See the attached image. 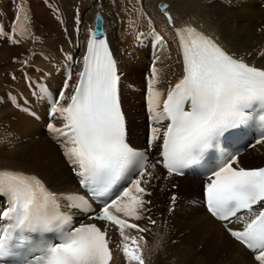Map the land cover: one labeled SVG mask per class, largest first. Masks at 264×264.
Returning a JSON list of instances; mask_svg holds the SVG:
<instances>
[{
  "label": "snow or ice",
  "instance_id": "6c2138e0",
  "mask_svg": "<svg viewBox=\"0 0 264 264\" xmlns=\"http://www.w3.org/2000/svg\"><path fill=\"white\" fill-rule=\"evenodd\" d=\"M162 7L172 22L169 5ZM97 33L103 34L102 26L88 41L71 96L65 95L69 73L58 99L52 100L50 113L59 116L62 126L50 123L48 128L79 184L101 199L99 212L89 220L118 230L127 264H145L144 236L129 234V230L147 231L131 222L142 219L150 203L144 199L150 195L144 185L151 183L157 165L171 177L201 162L211 163L209 150L218 149L226 133L249 121L259 122L256 143H264V67L249 64L191 25L180 26L176 35L182 77L162 91L153 65L147 82L146 106L153 125L150 140L159 146V159L149 165L126 138L117 60L107 40L97 38ZM155 38L163 43L158 33ZM132 169H136L135 179L116 195L113 187ZM207 171V211L223 222L235 241L253 252L255 264H264V167H241L236 154L222 152ZM0 197L7 199L6 206L0 205V264H111L108 227L95 222L77 226L64 210L67 203L94 212L84 197L58 194L37 175L8 168H0ZM44 233H52L53 239L37 242L34 234Z\"/></svg>",
  "mask_w": 264,
  "mask_h": 264
},
{
  "label": "bare ground",
  "instance_id": "6f19581e",
  "mask_svg": "<svg viewBox=\"0 0 264 264\" xmlns=\"http://www.w3.org/2000/svg\"><path fill=\"white\" fill-rule=\"evenodd\" d=\"M168 1H170V4L165 3ZM168 1H143V9L148 16L145 26L131 21V19L128 17L124 19H114V17H112L113 22L110 24L108 17L109 14L107 16V13L101 7L97 9V7L100 5V1L98 0L97 2H94V6H92V8L86 12V16H89L90 20L88 21V25L84 28V31L80 32L82 37L79 39V51L75 48H72L71 50L75 60L73 65L74 72L71 75V80H68L69 88L65 93L66 97H70L73 90L80 68V61L84 50L85 41L89 34V30L92 28L93 14L98 11L103 20V33L107 36V40L113 51V56L117 60L118 70L121 73L123 80L124 86L121 88L120 94L122 106L124 112L126 113L129 139L136 144H140L139 141L142 140L138 139V137H136L137 140L132 139L131 132L136 127L139 129L140 135L143 136V129L141 128L139 119L141 118L140 114L144 115V113L142 112L140 100H138L137 104L135 103V101L139 99V95L137 92L132 91V88H143L144 82L143 75H137V73H133V67L130 64H132L133 61V64L141 63L147 64L148 66V63L151 62L152 67L155 65V67L158 69L160 79L158 87L162 91L166 92L169 86L181 76L180 59L174 40L175 37L173 36V29L175 27H178L181 24H192L213 36L231 53L243 57L248 61L256 62L259 66L264 67V28H262L264 24V7L259 6L258 1ZM260 1L262 0H259V2ZM159 3H161V5H159ZM164 4L169 5L168 12L173 17V21L171 22L170 26L167 25L168 19L164 15V9L162 7ZM102 6L104 7L103 4ZM8 9L9 8L7 6L6 10ZM33 11L35 16L43 20L47 25V22L45 21L47 13L45 15H41V13L35 8ZM1 15L0 19L2 18ZM5 15L8 17L10 16L8 11L5 12ZM0 25H4L3 20H0ZM138 31L141 32L136 34ZM229 32H231L232 35H230ZM124 33L125 36H122ZM156 33L163 37L165 44L157 42L155 38ZM9 35L10 31L7 28H0V45L10 44L8 40H6V37L9 38ZM139 38H142L141 43H139L137 40ZM232 39H238L239 43L233 44ZM2 47V49H0V53H4L8 49V46ZM74 47L77 48L78 44ZM150 49L153 50L152 56L155 58L153 61H151V57L148 58V55L151 56L149 54ZM16 51L19 53L22 51V48L17 47ZM49 54L52 55L51 58H48ZM124 54H129V56L126 57ZM42 60L48 61V64H40V68H42V70L41 72L39 71L40 75L37 78H42L43 82L48 83V85L55 89V91H52V99L58 94V90L65 75V70L69 64L65 54L63 57H58L56 55V51L53 50L51 46L49 49H45L44 52H40L39 55H35L33 58V61L37 63H40ZM57 62H59V64L56 65ZM147 66L144 78L149 79L151 77L152 68L150 72H148ZM32 70L36 71L37 69L33 67ZM28 76H30V73L29 75L25 74L23 77H21L24 84L21 85V87L18 89V92L13 93L6 91L4 94L0 93V105L3 109V111H0V131L18 132L21 135L18 140H22L24 144V147L16 146L15 149L13 147V150H10V148L7 150L0 145V168H12L35 173L39 175L44 180V182L57 193L72 191L75 188L76 179L72 176L69 169H67L66 163L63 160L65 159L67 161V159L63 155L61 144L57 141L56 135L52 133L49 128V135H40L42 131V125L46 124L44 121V116L41 115L39 120L30 115L22 116L24 119H26V122L23 123V129H17L13 127L16 126L17 123H10L9 119H3L6 116L9 117L8 114L14 113L15 111L10 102L11 95L15 97V102L17 100V96H19L22 101L21 103L30 104V106L36 109L40 108L41 111L44 112L48 101L44 98L40 90L38 91L29 82H26ZM62 89L63 86L61 90ZM124 100L127 101V105L124 103ZM129 102L133 103V105H131ZM64 103H66V101ZM30 106L24 107L25 110L31 111ZM19 107L22 106L19 105ZM32 113L34 114V111H32ZM18 122L21 123L22 121ZM50 123L55 124L57 127H61L62 125L58 115L55 118L52 117L49 121V124ZM49 124H47V126ZM30 134L34 135L35 138L30 139ZM255 149H257L256 151H261L264 154V143L256 144ZM252 153L253 150L248 148L245 149L241 155L237 156L238 161L243 164L252 157ZM5 157H8L6 161L3 160ZM261 163H264V157H260L259 160L250 161L249 164L244 165L256 167ZM155 174L158 177V180L149 184L155 183L163 187V190L160 191L159 196L162 200L160 205L163 204L164 214H178L188 219L190 229L194 233L195 237L200 240L201 251L206 256L203 258H217L221 264H255V262L251 259V255L246 252L238 243L234 242L228 237L229 235L224 232L219 222L211 219L203 211L200 205H198V208H193L197 207L195 204H198V199L200 197V193L196 188L198 184L197 179L192 177H177L174 179L176 182H178V184L175 183L177 187L175 189H170V179L173 178L169 177L161 170H157ZM189 180L194 181V185L191 188H188L187 186ZM152 201L150 204H146L145 206L146 211H144V215L146 216V219L134 220L135 223H140V225L143 228H146L147 231L144 233H138L135 230H129V234L144 236L146 241V244L144 245L145 264H161V243L157 234L152 230L150 221L153 211H156L160 205L155 208V203ZM172 201L173 209L168 211L167 209L170 206V202ZM109 232H111L110 234H112L111 236H114L115 240L118 238V244L120 245L118 230L115 228L114 232L112 230ZM117 248L118 247L116 245V252L123 256L120 247L118 249ZM234 249H236L235 252L233 251ZM221 255H223L224 258L220 257ZM226 255L228 256L226 257ZM200 263L202 262L200 261ZM111 264L125 263L119 255H114ZM163 264H169V262H164ZM171 264L192 263L189 260H186L183 263L172 262Z\"/></svg>",
  "mask_w": 264,
  "mask_h": 264
},
{
  "label": "rangeland",
  "instance_id": "374dc122",
  "mask_svg": "<svg viewBox=\"0 0 264 264\" xmlns=\"http://www.w3.org/2000/svg\"><path fill=\"white\" fill-rule=\"evenodd\" d=\"M97 1L98 0H60V2H58L61 9L63 8L67 13V15H66L67 20H68L66 22V23H68V27L66 30L67 34L65 36H63V34H61L60 31L58 30V28L55 27V24H53V21L49 17L50 14L48 13V11L46 9H44V7H42V4L39 3L38 0H0V12H5L7 6L9 8L8 10H14L15 5L18 7L19 22L23 26L22 31L24 34L23 37H20L18 39L17 43H10L9 45H6V44L0 45V49L4 48L2 46H8V49L4 53H0V91L17 90L16 92H18V89L21 87V85L24 84V82H22L23 79H21V77H23L22 73L27 72L26 74H28V75H29V73L31 75L32 74L35 75L38 73V71L41 72V70H42V68H40L41 67L40 64H43V65L48 64V61H46V62L41 61L40 63L33 61V58L35 57L36 54H34V53L33 54H26L25 52L31 53L32 51H34L37 48H39V50L49 49L50 46L53 48V50H56V52L59 51L60 53H62L64 51H66L63 49V48H68V45H69L68 41H66V36H68L71 39L72 35H73V32L71 30V19H72L71 13L73 11L72 10L73 7H75V6L78 8L79 13L78 12L74 13V15L77 17L79 14L78 17L80 20V27L78 25V34H79V36L77 35L78 42H77V38H76V45L78 44V47L77 48L74 47L76 45H72L71 47L75 48L79 51V39L82 37L80 32L84 31V28L88 25V21L90 20V17L86 16V12L88 10H90L92 8V6H94V4H95L94 2H97ZM99 1H100V3H99L100 5L97 7V9L99 7H101L107 13V16L109 14L108 17H109L110 24H112V22H113L112 17H114V19L115 18L122 19L124 17H126V18L128 17V18H132V19L134 18L135 20H138V17L135 15V13L133 12V10L131 8L123 6V5H128V4H126L127 0H123V1L122 0H99ZM137 1L140 4L142 3L141 4L142 5V12L144 13V15H146V13L143 9V1L144 0H141V2L139 0H137ZM157 1H159V2L164 1L165 2L168 0H157ZM208 1H210V0H208ZM109 2H110V6L108 4ZM101 3L104 5V7L102 6ZM165 3L170 4V1L165 2ZM258 4H259V2H258ZM112 5L115 7L113 8ZM22 6H23V8H22ZM34 8L36 10H38L41 13V15H45L47 13L46 18H45L47 25L44 23L43 20H41L35 16L34 11H33ZM102 13H103V11H102ZM120 17H122V18H120ZM146 18H148V16ZM82 20H83V22H82ZM142 26H145V24ZM262 28H264V24H263ZM73 29L76 30L75 28H73ZM229 34L232 35L231 32H229ZM40 36H41V38H40ZM122 36H125V33L122 34ZM139 39H141V38H139ZM232 41H233V44L239 43L238 39H232ZM163 44H165V41H163ZM17 47L22 48V51L17 53V51H16ZM126 53H128V52H126ZM51 57H52V55L49 54L48 58H51ZM149 57H151V56L148 55V58ZM25 59H26L27 63H25V61H24ZM153 59H155V58H153V56H152L151 61H153ZM32 62L34 64H36V66L32 65L33 64ZM57 64H59V62H57L56 65ZM130 65L133 67V73H137V75H143V82H144V74H146L145 71H146L147 64H141V63L133 64V61H132V64H130ZM33 67L36 68L37 70L36 71L32 70ZM9 71L12 74H14L13 77H9L7 75L9 73ZM40 72H39L38 76L40 75ZM46 85L48 87V91H49L50 95H47L48 97H45L44 94L42 92L41 93L43 94L44 98L47 101H51L52 100L51 95L53 94L52 91L53 90L55 91V89H53L52 86L48 85V83ZM139 89L142 92L143 88L141 87ZM5 92L6 91H4V93ZM138 95H139V99H137L135 101L136 104L138 103V100L142 99V98H140L139 93H138ZM10 102H11V105L13 102V103H17L18 106L15 107L12 105L13 109L15 110L14 113H9L8 114L9 117H7V116L4 117L3 118L4 120L9 119L10 123H17V125L13 126V127L17 128V129H23V123L26 122V119H24L22 116L30 115V116H33L35 119L39 120V117L41 115H43L44 121L46 124L42 125V127H41L42 131H41L40 135L45 134V130L43 127L47 126V124H49V121H50L45 117L46 107H45L44 112H42L40 108L36 109V108L30 106V104L21 103L22 101H21V98L19 96H17V100L15 102V97L13 95H11ZM124 103L127 105L126 100H124ZM129 103L131 105H133V103H131V102H129ZM19 105H21L22 107H19ZM29 106L31 107V109H30L31 111L25 110L24 107H29ZM6 108H7V106H6ZM0 111H3V109L1 108V105H0ZM32 111H34V114L32 113ZM20 112H23V113H20ZM140 116H141V118L139 119V121H140L141 125L144 126L145 125L144 115L140 114ZM17 120L22 121L21 122L22 124L19 123ZM142 129L144 131V128H142ZM138 130L139 129L136 127H135V129L132 130V132H131V138L132 139H134L137 135H139ZM20 136L21 135L16 131H0V145H1V147H4L7 150H9V148H10V150H13V147L15 149L16 146L24 147L22 140H18V138ZM29 138L34 139L35 136L30 134ZM139 138L141 140L143 139V137L141 135H139ZM3 140L5 141V144L6 143H9V144L5 145L3 143ZM139 143H141V141H139ZM255 146H253L252 148H248L250 150H253V153H252V157L249 160L245 161L244 164H249L250 161H257L260 159V157L261 158L264 157L263 152L256 151L257 149H255ZM7 159H8V157L3 158L4 161H6ZM155 172H154V178L152 179L151 182L158 180V177L156 176ZM174 179L175 178L170 179V182L178 184V182H176V180H174ZM193 185H194V181L189 180L188 184H187L188 188H191ZM146 187H147V191L150 193V195H146L145 200L150 201V203H151V201L153 199L152 202L155 203V208H157L162 201L160 199L159 193H160V191L163 190V187L161 185H158L155 183L148 184V185H146ZM196 188L200 193V185L199 184H197ZM150 203H148V204H150ZM193 204H195V203H193ZM195 205L197 207H193V208L194 209L198 208V204L196 203ZM191 208H192V206H191ZM163 209H164L163 204H161L156 211H153L152 216L150 218V221H152V220L155 221V224L151 223V227H152V230L154 231V233L157 234V236L160 240V243H161L162 260H163V261L160 260L161 264H163L164 262L165 263L169 262V264H171L172 262L183 263L186 260H189L192 264H196V262H197V264H202V263L203 264H209V263L211 264V262H212V264H214V263L221 264L217 258H213V259L203 258L206 256L201 251L200 240H198L195 237L194 233L190 229L189 222H188V219L186 217H184L182 215H178V214H164ZM215 242H216V239H215ZM117 247L119 248V244H117ZM235 250L236 249H234L233 251L235 252ZM227 256L228 255H226V257ZM220 257L224 258L223 255H221ZM200 258H202V259H200ZM200 261L202 263H200Z\"/></svg>",
  "mask_w": 264,
  "mask_h": 264
},
{
  "label": "water",
  "instance_id": "95a60500",
  "mask_svg": "<svg viewBox=\"0 0 264 264\" xmlns=\"http://www.w3.org/2000/svg\"><path fill=\"white\" fill-rule=\"evenodd\" d=\"M99 17V19H98ZM101 26V18L100 16L96 13L94 16V25H93V29H92V33L96 31L97 27ZM100 33H97V35H99Z\"/></svg>",
  "mask_w": 264,
  "mask_h": 264
},
{
  "label": "trees",
  "instance_id": "16d2710c",
  "mask_svg": "<svg viewBox=\"0 0 264 264\" xmlns=\"http://www.w3.org/2000/svg\"><path fill=\"white\" fill-rule=\"evenodd\" d=\"M138 134L140 135V132H139V130H138ZM139 135H137V136H136V137H138V139H140V138H139ZM136 137H135L134 139H136V140H137V138H136Z\"/></svg>",
  "mask_w": 264,
  "mask_h": 264
}]
</instances>
